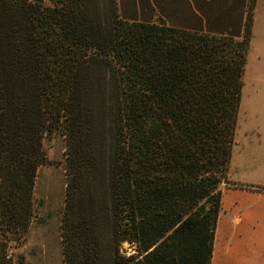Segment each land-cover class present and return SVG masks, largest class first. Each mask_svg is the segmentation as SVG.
I'll return each instance as SVG.
<instances>
[{
  "label": "trees",
  "instance_id": "obj_1",
  "mask_svg": "<svg viewBox=\"0 0 264 264\" xmlns=\"http://www.w3.org/2000/svg\"><path fill=\"white\" fill-rule=\"evenodd\" d=\"M251 33L250 10L238 38L0 0V228L28 227L60 135L63 264H210Z\"/></svg>",
  "mask_w": 264,
  "mask_h": 264
},
{
  "label": "crops",
  "instance_id": "obj_2",
  "mask_svg": "<svg viewBox=\"0 0 264 264\" xmlns=\"http://www.w3.org/2000/svg\"><path fill=\"white\" fill-rule=\"evenodd\" d=\"M125 21L161 23L164 26L211 35L243 33L252 4V35L264 45V0H115ZM253 46V43H252ZM246 150L241 158L257 155L246 169L260 168L264 175V142ZM231 179V178H230ZM236 183V182H235ZM239 184V183H237ZM244 186V184H239ZM247 185V184H245ZM223 188L221 212L216 221L210 264H264V185Z\"/></svg>",
  "mask_w": 264,
  "mask_h": 264
},
{
  "label": "rangeland",
  "instance_id": "obj_3",
  "mask_svg": "<svg viewBox=\"0 0 264 264\" xmlns=\"http://www.w3.org/2000/svg\"><path fill=\"white\" fill-rule=\"evenodd\" d=\"M53 1L56 0H42L44 5H50ZM249 2L254 5L253 0ZM248 6V10L251 11L252 4ZM260 38L262 37L254 38L251 33L242 76L243 85L229 164L230 183L225 187L227 189L250 188L248 184L264 185V175H261L263 171L260 168L246 169L245 166V163L254 164L257 155L247 156L246 162L241 159L245 158L242 155L246 150L257 147L258 142H264V45ZM64 151L63 136L56 135L43 141L47 163L38 168L30 223L26 230H19L16 233L7 228H0V240L3 239L5 245L4 264H63L59 223L64 207ZM122 247L127 255L133 253L127 244H123Z\"/></svg>",
  "mask_w": 264,
  "mask_h": 264
},
{
  "label": "water",
  "instance_id": "obj_4",
  "mask_svg": "<svg viewBox=\"0 0 264 264\" xmlns=\"http://www.w3.org/2000/svg\"><path fill=\"white\" fill-rule=\"evenodd\" d=\"M128 249H130L133 253H135L136 252V250L135 249H133L132 248V246H130V245H128Z\"/></svg>",
  "mask_w": 264,
  "mask_h": 264
}]
</instances>
